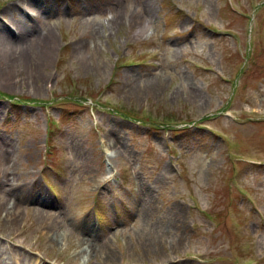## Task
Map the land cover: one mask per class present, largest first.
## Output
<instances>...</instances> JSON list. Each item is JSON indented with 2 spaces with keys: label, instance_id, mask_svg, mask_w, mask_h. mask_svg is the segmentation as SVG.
Masks as SVG:
<instances>
[{
  "label": "rangeland",
  "instance_id": "rangeland-1",
  "mask_svg": "<svg viewBox=\"0 0 264 264\" xmlns=\"http://www.w3.org/2000/svg\"><path fill=\"white\" fill-rule=\"evenodd\" d=\"M24 8L57 38L41 79L0 52V261L264 264V0H0V22Z\"/></svg>",
  "mask_w": 264,
  "mask_h": 264
},
{
  "label": "bare ground",
  "instance_id": "bare-ground-1",
  "mask_svg": "<svg viewBox=\"0 0 264 264\" xmlns=\"http://www.w3.org/2000/svg\"><path fill=\"white\" fill-rule=\"evenodd\" d=\"M11 21L8 20L7 22H4V21L0 22L1 23L0 31L1 32L3 31V33L0 34V52L10 57L13 61H18L21 54L24 53V61H28V60L31 61V64L34 67V70L32 73L34 74V76L37 77V79L39 78L41 79L43 72L47 68L48 63L50 62V59L53 54V50H54L53 40L57 38L55 31L53 29L48 30L47 33L34 31V29L29 25L32 22V17L30 16L26 8L21 9L20 14L12 15ZM10 23L12 24L14 23V25L16 24L18 33L15 34L11 30ZM22 31L25 32L27 36L29 34H32L33 39L30 40V44L25 45V48L23 52L21 53L15 50L14 48L15 46L13 42L17 40V38L20 36V33L22 34ZM146 32H147V28L145 27V25L142 24L139 34H143ZM91 58H92L91 56H87V59L90 60ZM94 69L96 72L95 75L99 78H103L105 77L104 75L106 74V71H107V64L105 65L103 63H99V61H95ZM137 90L140 91L141 89L137 88ZM107 142H109V140L106 141V144ZM111 144L114 148H117V145L114 141H111ZM109 147L111 146L109 145ZM159 179L160 177L157 179V182H159ZM142 187L145 189L147 195H149L151 190L147 188L146 185L144 184L142 185ZM139 188H141L140 185H139ZM136 194H137L136 200L139 201L140 203V190L137 189ZM40 206L41 207L37 208L35 211V214H34L35 217H37L40 220L45 219L44 222H46L47 231L57 233V226L54 223H51L50 221L52 219V216H51L52 214L44 209L45 206L43 205H40ZM139 206L143 208L142 204H140ZM170 213L174 215V210L170 209ZM20 217H21V214L19 213L18 210H12V214H9L8 222L17 223L20 220ZM174 218H176V215L174 216ZM177 223H179V221H177ZM85 224L87 225L82 226L83 229H85V233L87 234V237L85 241L83 242V244L87 245V251H84L85 254L88 255L89 257H93L94 255H100L106 261L110 260L114 262V259H115L114 253L110 251L109 248L105 249L103 246H100L99 240H97L98 233L95 232L93 227H90L88 223H85ZM57 240H58V234H56V241ZM176 247L177 246L173 245V249H176ZM6 254L8 253L4 251L2 254V261H0V264H9V262H6V258L3 256ZM158 256L161 257V255L159 254ZM165 263L172 264L171 261H164L163 264ZM32 264H39V262H37V260H33ZM89 264L91 263L89 262Z\"/></svg>",
  "mask_w": 264,
  "mask_h": 264
}]
</instances>
